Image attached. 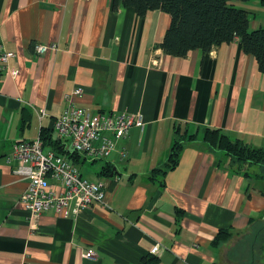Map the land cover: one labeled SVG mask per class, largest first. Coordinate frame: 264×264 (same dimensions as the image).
I'll use <instances>...</instances> for the list:
<instances>
[{
	"label": "crops",
	"instance_id": "0c3cea01",
	"mask_svg": "<svg viewBox=\"0 0 264 264\" xmlns=\"http://www.w3.org/2000/svg\"><path fill=\"white\" fill-rule=\"evenodd\" d=\"M170 25L167 13L115 11L113 0H0V43L16 54L0 78V264H233L223 259L228 242L213 245L220 230L259 226L255 239L263 241L262 168L230 167L203 137L218 130L264 149V73L239 39L208 54H164L158 45ZM37 45L57 50L38 55ZM71 106L94 116L135 114L144 126L106 159L75 162L105 183L104 203L76 216L35 217L22 200L28 182L7 158L43 130L74 152L55 131ZM178 127L196 138L170 169ZM157 244L163 249L154 256ZM89 251L94 258H85Z\"/></svg>",
	"mask_w": 264,
	"mask_h": 264
},
{
	"label": "built area",
	"instance_id": "2783aa9c",
	"mask_svg": "<svg viewBox=\"0 0 264 264\" xmlns=\"http://www.w3.org/2000/svg\"><path fill=\"white\" fill-rule=\"evenodd\" d=\"M57 47L37 45L35 51L43 55ZM16 54L0 43V78L7 71ZM11 76L15 78L17 71ZM83 92L81 88L74 94ZM144 120L135 114H98L71 106L55 121V131L61 138L71 142V149L90 161L106 159L118 141L126 139L134 127H143ZM40 137L32 141L15 143L8 163H15L14 173L28 182L22 196L25 208L35 217L54 210L65 217L76 216L92 204L104 203L106 185L84 176L75 163L55 151L45 152ZM163 247L157 244L151 251L157 256ZM89 251L85 258H94Z\"/></svg>",
	"mask_w": 264,
	"mask_h": 264
},
{
	"label": "trees",
	"instance_id": "16d2710c",
	"mask_svg": "<svg viewBox=\"0 0 264 264\" xmlns=\"http://www.w3.org/2000/svg\"><path fill=\"white\" fill-rule=\"evenodd\" d=\"M249 1L113 0V9L117 11L121 6L132 8L141 17L156 10L169 14L171 25L163 42L158 45L166 55L185 58L191 51L198 49L208 54L215 47L239 39L244 52L257 59L259 69L264 73V28L252 30L250 12L240 6V3ZM261 3L264 6V0ZM181 130L178 127L175 131L176 138L168 157L167 166L170 169L175 168L178 164L185 144L196 138V135H187L186 130L182 133ZM41 138L44 146H50L52 151L59 155L63 154L74 163L83 156L77 152H65L61 144L54 140L47 130H43ZM203 141L212 151L222 153L229 160L230 167H237L238 171L243 172L244 168L242 167L245 165L260 166L262 168L261 177L264 181L263 148H252L245 142L233 141L222 132L211 129L205 131ZM161 171L165 172V170H158V172ZM243 174L248 176L246 172ZM179 213L182 212L179 211ZM231 236L232 234L228 230H220L213 245L227 243ZM156 263L154 260L153 264Z\"/></svg>",
	"mask_w": 264,
	"mask_h": 264
},
{
	"label": "rangeland",
	"instance_id": "374dc122",
	"mask_svg": "<svg viewBox=\"0 0 264 264\" xmlns=\"http://www.w3.org/2000/svg\"><path fill=\"white\" fill-rule=\"evenodd\" d=\"M261 1L250 0L247 3H240L242 8L250 12L252 30L264 28V6ZM86 177L90 178L89 176ZM258 229L259 226L251 228L246 234H232L228 244L223 248V259L233 264H264L262 255L264 250L259 249V247H263L264 239L263 241L255 239Z\"/></svg>",
	"mask_w": 264,
	"mask_h": 264
}]
</instances>
